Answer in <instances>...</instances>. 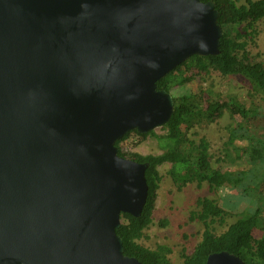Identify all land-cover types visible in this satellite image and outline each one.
<instances>
[{"label": "water", "instance_id": "1", "mask_svg": "<svg viewBox=\"0 0 264 264\" xmlns=\"http://www.w3.org/2000/svg\"><path fill=\"white\" fill-rule=\"evenodd\" d=\"M219 15L214 0H0V264H143L116 229L141 214L149 162L115 142L169 121L157 80L219 53Z\"/></svg>", "mask_w": 264, "mask_h": 264}, {"label": "trees", "instance_id": "2", "mask_svg": "<svg viewBox=\"0 0 264 264\" xmlns=\"http://www.w3.org/2000/svg\"><path fill=\"white\" fill-rule=\"evenodd\" d=\"M214 1L220 11L218 22L223 31L219 53L191 55L157 80V88L170 92L174 101L169 121L159 127L162 133L155 129L146 133L132 129L115 142L119 155L149 162L145 169L148 191L141 214L135 217L122 212L121 224L116 229L122 238L124 253L143 264H169L172 252L166 244L150 248L139 242L152 223L162 180L159 166L164 163L169 164L167 174L178 191L187 184L195 183L201 187L206 182L215 194L223 191L238 199L231 209L213 199H197L200 209L191 211L189 219L202 222L201 239L191 253L182 249V264H205L208 254L223 250L241 257L244 264H264V59L248 49L249 42L258 35L255 22L264 12L252 0L240 7L233 5L231 0H222L228 4L224 17L222 1ZM211 70L224 76H243L250 83V91L243 96L222 94L211 86L204 87L198 75L208 74ZM256 94L260 101L255 100ZM225 110L230 114L237 113L240 118L228 128V144L241 140L245 162L233 168L214 166L210 142L205 136L195 139L190 135L192 128L207 127L222 117ZM259 117L263 119L262 124L253 132V122ZM148 136L157 139L161 152L142 154L133 150ZM226 215L236 216V219L216 233L213 223L222 224ZM167 222L163 218L158 224L165 226Z\"/></svg>", "mask_w": 264, "mask_h": 264}, {"label": "rangeland", "instance_id": "3", "mask_svg": "<svg viewBox=\"0 0 264 264\" xmlns=\"http://www.w3.org/2000/svg\"><path fill=\"white\" fill-rule=\"evenodd\" d=\"M221 1L222 0H220V2ZM252 1L258 4L260 11L263 13L264 0ZM231 2L237 7L247 4V0H231ZM221 7L223 9V16L225 17L228 4L222 1ZM255 25L258 30V35L253 41L249 42L248 49L253 55L257 54L260 59H264V14L256 20ZM198 77L199 79L200 77L202 78L200 82L204 87L211 86L215 91H219L222 94H237L244 96L251 88L248 80L241 75L224 76L219 71L211 70L210 73H201ZM255 100L260 101L257 94L255 95ZM239 121L240 118L237 113L230 114L225 110L222 117L207 127L200 128L196 126L191 129V137L197 139L200 136H205L210 142L209 151L213 154L212 161L214 166L233 168L236 164L243 165L245 162L241 140L237 139L235 142L228 144V128L232 122ZM262 121V117H259L253 122V132L258 131V126L262 124ZM155 131L157 133H162L159 127L155 128ZM133 150L142 154L161 152L158 141L153 136L146 137L138 143ZM168 167V163L159 166L162 180L158 190L159 197L156 203L157 207L152 215V223L155 224L149 226V228L145 230L144 236L139 242L150 248H154L156 244L160 242L169 244L173 249L172 253L169 255V264H182L181 256L179 255L180 249L183 248L187 253H190L201 238V231L203 229L202 222L198 219H189L191 211H195L197 208L200 209L196 204L197 199L207 198L218 201L226 195V200L223 204L225 207L231 209L237 203L235 198L227 196V192L219 191L218 194H215L210 191L206 182H204L201 187H196L195 183L187 184L178 191L172 183L170 176L167 174ZM162 218H167L168 222L170 221L173 223V226L171 224L169 225L170 229L167 230V235L160 233L162 228L160 229L158 220ZM235 219L236 216L226 215L222 224L215 222L212 227L216 233H220Z\"/></svg>", "mask_w": 264, "mask_h": 264}, {"label": "crops", "instance_id": "4", "mask_svg": "<svg viewBox=\"0 0 264 264\" xmlns=\"http://www.w3.org/2000/svg\"><path fill=\"white\" fill-rule=\"evenodd\" d=\"M202 185H203V184H202ZM207 186H208V184H207ZM159 187H160V186H159ZM196 187H197V186H196ZM208 188H209V186H208ZM158 190H159V189H158ZM227 196H228V195H227ZM158 197H159V195L157 194V199H158ZM229 197H231V196L229 195ZM231 198H235L236 202H237V200H238L236 197H231ZM157 199H156V203H157ZM225 200H226V195H224V197H223L221 200L219 199L217 202H218V204L223 205ZM156 203H155V208L157 207V204H156ZM223 206H224V205H223ZM155 208H154V210H155ZM154 210H153V211H154ZM152 215H153V214H152ZM225 217H226V216H225ZM162 219H163V218H162ZM166 219H167V218H166ZM160 220H161V219L158 220V223H159ZM167 221H168V219H167ZM156 222H157V221H156ZM153 224H155V223H150L149 226H151V225H153ZM170 224L173 226V223L170 222V221H169L168 224H166L165 226H160V229L162 228V229L160 230V233H162V234H166L167 230L170 229V227H169ZM158 225H159V224H158ZM149 226H148L146 229H148ZM146 229H145V230H146ZM144 233H145V231H144ZM166 235H167V234H166ZM200 239H201V238H200ZM200 239H199V240H200ZM198 242H199V241H198ZM157 244H164V243H161V242H160V243H157ZM157 244H156V245H157ZM166 245L170 246L169 244H166ZM155 247H156V246H155ZM170 247H171V246H170ZM171 248H172V247H171ZM182 249H183V248H182ZM182 249H180V251H179V255H180V252L182 251ZM193 249H194V248H193ZM172 251H173V249H172ZM192 251H193V250H192ZM192 251H191V252H192ZM191 252H190V253H191ZM171 253H172V252H171ZM171 253H170V254H171ZM186 253H187V252H186ZM170 254H169V255H170ZM181 260L183 261V258H182V257H181ZM169 262H170V259H169Z\"/></svg>", "mask_w": 264, "mask_h": 264}]
</instances>
